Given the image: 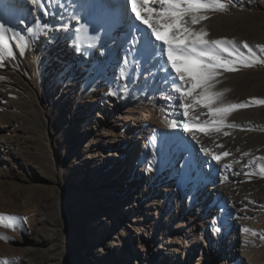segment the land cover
Returning <instances> with one entry per match:
<instances>
[{
    "label": "rangeland",
    "instance_id": "1",
    "mask_svg": "<svg viewBox=\"0 0 264 264\" xmlns=\"http://www.w3.org/2000/svg\"><path fill=\"white\" fill-rule=\"evenodd\" d=\"M52 1L45 0V3ZM244 1L253 2L252 5L257 6L251 11L252 13L247 15L245 10L236 6L235 0H230L227 11H212L207 20L201 21L194 27L197 30L200 28L207 30L208 36L205 39L234 40L245 52L247 50L243 48V44L247 43L257 55L264 58V53L256 47L264 45V0ZM61 3L66 6L71 0H62ZM72 3L75 4L73 1ZM125 4L127 6L129 1L128 3L125 1ZM72 14L78 15L79 19H70L71 14H69L66 20L54 25L59 29L62 23L68 25V28L61 30L63 35L75 34L76 28L85 21V17L77 7ZM125 25V29H129V23ZM141 34L142 42L138 45L136 37L131 33L128 43L130 45H127L130 48L126 56L122 51H117L118 49H115L116 53L114 52L113 37L92 48L74 53L72 58L68 61L64 60L65 62L60 58V52L56 48L45 52L41 69L45 78L46 97L51 104V119L46 112L45 103L36 99L37 95L30 82L33 79L30 76L25 77L15 70L9 72L10 74L0 72V83L7 82L19 86L18 95H10L9 98L20 97L26 102L15 105L14 112L18 115L15 119V128L20 129V133L24 134V138L20 139V146L33 151L32 155L25 156L17 163L0 152V213L4 214V219L0 220V264H151L149 260L137 263L136 259L148 258L172 224L178 226L180 232L186 229V223L190 222V216L196 210L192 207L193 201L189 192L185 193L182 203L177 204V200L174 201L170 213L162 208L157 217L156 214H152V219L146 221L145 230L139 228L142 226V221L134 223L139 232V239H131L128 234L126 225L127 221L131 222L130 219L134 218L133 208L129 206L124 216L123 210L116 206L117 203L113 202L110 195L113 190L115 194H125L129 197L131 196L128 194L129 188L132 193L144 194L146 180L138 182L136 186L128 185L126 188L114 185L120 176L130 175L129 172L133 170L134 162L142 150V140L134 145V152L126 158L124 166H120L118 159L113 155L104 157L103 162L100 158L99 162L103 165L104 172L108 174L105 177L91 173L83 175V165L79 163V156L72 157V154L79 149V144H83L86 140L85 132L94 130L90 120H79L75 113L82 110L84 117L89 113L88 109L92 108V104L88 106L89 102L85 101L89 94L87 92L92 93L89 88L91 84L92 89L102 88L111 85L108 78L115 77L119 80L117 86H114L119 100L130 105L131 102L136 104L139 98L144 107L155 110L156 123L164 122L158 160L166 161L168 164V161L178 156L176 167L173 169L179 174L182 172L183 177L187 179L194 178L195 185L202 186V173L196 175L198 167L202 164L200 151H196L198 149L196 140H189L194 151L191 145L187 146L185 141H180L179 135L175 133L176 129L170 126L176 120L177 111H180L178 93L172 89H163V86L148 85L139 79L136 69L138 62H142L143 56L150 51L153 44L152 38L149 40L147 33L141 32ZM60 39L61 35L52 33L50 40L59 43ZM143 43H146L145 47L142 46ZM234 67L238 70L219 69L220 75L216 77L217 82L213 91L223 93L222 101L225 104L248 106L230 112L223 124L210 125L207 133L193 129L201 138L202 134L207 137V149L211 150L213 162L219 164L218 172L222 181L227 187L229 186L227 206L240 202L241 198L247 205L260 206H253L257 212L236 213L239 230L233 245L236 248L234 252L239 251L243 258L246 256L248 259L245 264H264V239L260 236L264 233V175L260 173V168L264 166L262 159L264 158V105L252 102L253 98L264 100V64H256L253 67L238 64ZM121 68H124L126 73L123 77ZM23 72L27 74L26 70ZM67 75L90 76V81L87 80L85 88L80 92L82 96L79 97L75 111H73L75 105L73 99L71 105L59 107V99L61 103L65 95ZM199 91L200 89H197L193 96ZM154 92L157 94L156 98L151 95ZM63 104H66V101H63ZM188 104L195 105L189 112L191 124L213 119L207 108L196 103L192 97H189ZM20 109L30 110L31 117H20L22 115ZM137 116L141 117V112L135 117ZM196 116L199 120L192 119ZM37 117L45 121L50 119L58 134L55 143L57 156L55 165L48 163L46 152L37 145L44 135L43 128L35 124L32 119ZM217 127L219 131L212 130ZM29 129L36 135L33 141L25 133ZM169 144L175 148L174 152L173 149L167 148ZM109 149L110 147H106L104 150ZM224 152L229 155H221ZM213 155H221V159L215 160ZM166 176L168 177L163 174L152 186H158L162 196L168 197L171 181ZM214 182L208 179L206 185L210 186ZM181 204L184 210L177 208ZM196 214L195 212L194 216ZM93 215L98 217V220H94ZM8 217L14 219L9 220ZM231 228L232 226L228 231L229 235L233 234ZM253 231L257 234L253 235ZM114 241L117 244H113ZM229 244L230 242L226 243ZM185 248L186 246L182 247V251H185ZM218 249L219 247L213 244L217 261L221 258ZM136 251L140 253V257ZM172 260L170 262L161 260L160 264L179 262L196 264L194 259L187 256V251L184 254L181 252L180 258Z\"/></svg>",
    "mask_w": 264,
    "mask_h": 264
},
{
    "label": "bare ground",
    "instance_id": "2",
    "mask_svg": "<svg viewBox=\"0 0 264 264\" xmlns=\"http://www.w3.org/2000/svg\"><path fill=\"white\" fill-rule=\"evenodd\" d=\"M61 1L53 0L45 3V0H38L37 3H33V0H0V24L4 25L5 28H10L14 32L24 35L29 40V47L21 54L19 48L16 47V42L9 39L13 56L0 61V72L4 74V72L9 73L15 70L25 77L26 75L30 76L33 79L30 82L37 95L36 99L45 103V109L50 119L51 104L48 103L46 97L45 78L41 69L45 52L56 48L60 52V58L63 61H68L74 53L80 52L74 48L76 46V33L63 35L61 30L54 26L62 21L61 16L64 18L63 21L66 20L69 14H72L75 7H77L79 12L85 17L83 25H86L87 28L86 35L94 38L85 40L84 43L98 45L113 37L114 52L122 51L125 56L126 53L128 54V48H130L127 45H130L128 43L129 38L131 39V33H133V37H136V41L140 45L142 42L141 32L147 34L151 32L147 25L136 19L135 13L131 10L130 2L126 6L125 1L128 3L129 0H71V3L66 6ZM235 1L236 6L245 10L247 15L252 13L251 11L254 10V7H257L252 5L254 4L253 2ZM149 6L156 7V5L151 3ZM141 14L147 16L144 12ZM210 14L211 12L206 13V15ZM37 21H39V25ZM124 23H129V29H125L126 25ZM44 24H48L49 28L41 31L40 26ZM30 27L34 29V33L26 31ZM52 33L61 35L59 43L51 42ZM151 38L153 44L157 46L163 43L162 41H156L154 36ZM142 46L145 47L146 43H143ZM115 49L118 50L116 51ZM144 50L146 51V49ZM164 59L166 60V56ZM162 64L163 61L159 59L158 53H154L151 47L150 51L143 56L142 62H138L136 69L139 79H142L148 85L163 86V89L174 90L173 85L169 82L171 79L169 73L174 76V70L171 69L170 65L163 64L162 67ZM24 70H26L27 74L23 72ZM67 78V84L64 88L65 95L64 97L62 96L61 103L59 99V107L71 105V100L73 99L75 102L73 111H75L79 97L82 96L80 92L85 88L87 80L90 81V76L77 77L76 75H67ZM108 79L111 85L92 89L91 84V87H89L92 93L87 92L89 94L85 101L89 102L88 106L92 104V108L88 109L90 111L87 116L83 117L82 110H78L75 113L79 120H90L94 129L92 132H85L86 140L83 144H79V149L72 154V157L77 156L78 158L79 156V163L83 165L82 169L84 170L82 174L91 173L94 175L99 174L101 177L107 176L108 174L104 172V167L100 164L99 159L101 158L103 162L104 157L113 155L118 159V164L124 166L126 158L134 152V145L142 140V150L134 162L133 170L129 172L130 175L120 176L114 185L126 188L128 185L133 184L136 186L139 184L138 182L146 180V186L143 189L144 194L132 193L131 188H129L128 194H131L129 197H126L125 194H115L113 190L110 195L113 198V202L117 203L116 206L123 210L124 216L129 206L133 208L134 218L130 219L131 222L127 221L126 225L131 239H139V232L135 227L138 221H142V226L139 228L145 230L147 227L145 226L146 221L152 219V214H156L157 217L162 208L169 212L172 205L175 204L174 201L177 200V204L182 203L185 193L189 192L191 195L192 207H195V212L197 213L194 216L195 212L191 210L190 222L186 223V229L183 232H180L181 229L178 226L172 224L169 231L161 237L157 248L153 249L154 251L149 255V259L142 258V260H138L137 258L136 262L142 261L144 263L148 260L151 264H160L161 260L170 262L174 258H180L181 252L184 254L187 251V256L194 259L196 264H245L248 261L246 256L243 258L239 251L234 252L236 248H234L233 243L237 240L236 235H238L237 231L239 230L238 215L236 213L240 211L246 214L248 211L253 213L257 212V210L253 207L255 204H248V206L242 198L240 202L227 206L230 189L220 177L218 172L219 164L213 162L211 150L207 149V137L202 134L201 138L194 129L191 131L185 130L184 124L190 123V116H184V109L179 106L180 111H177L175 115L177 121L173 122L175 125L176 122L178 123L174 127L176 129L175 133L179 135L181 142L185 141V145H191V149H194V147L189 144V140H196L198 145L196 151H200V163H202L196 173V175L202 173V186H198L195 185L196 181L194 178L187 179L183 177L182 172L179 174L176 169H173V167H176L175 163L178 156L172 161H168V164L166 161L158 160L157 155L161 150V129L164 127V122L160 120L159 124L156 123L155 110L147 108V106L144 107L143 102L139 98L136 104L131 102L129 105L123 100H119L116 95H111L109 90L115 91L114 86H117L119 80L115 79V77ZM18 89V85L7 82L0 83V152L12 158L16 163L22 161L25 156L29 157V155L33 154L30 148L20 146V139L24 138V134L22 135L19 131L20 129L15 128V119L18 117L14 112L15 105L26 103L20 97L9 98L10 95H18ZM151 95L153 98L157 97L155 92ZM178 95L180 99V94L178 93ZM63 101H66V104H63ZM188 101L189 97L183 101L180 99V104L188 103ZM94 107L96 108L95 110ZM20 111L22 114L21 116L19 115L20 117H31L30 110L20 109ZM140 112L141 117H135ZM32 119L35 124L43 128L44 132L42 141L37 142V145H40L46 152L48 163L55 165L57 162L55 143L57 142L58 134L55 132L50 119L46 121L40 117ZM25 133L31 141L36 139V135L30 129ZM227 144L229 143L227 142ZM106 147H110V149L105 151ZM167 148L173 149L174 152L175 148L170 144ZM186 156L188 157L189 155ZM109 166L108 164L107 167ZM180 166H183L182 161ZM163 174L168 175L166 177L171 181V191L168 197L162 196V191L159 190L158 186H152ZM208 179L214 180L215 184L206 185V180ZM125 191L127 190L125 189ZM124 198L126 199L124 200ZM177 208L184 210L182 204ZM93 219L98 220V217L93 215ZM231 226V233L233 234L229 235L228 231ZM227 242H230V244L226 245ZM113 244H117V242L114 241ZM213 244L217 248L219 247L218 252H220L221 258L218 261L214 254ZM185 246V251H182L181 248ZM136 252L138 257H140V253ZM178 264L184 263L179 262Z\"/></svg>",
    "mask_w": 264,
    "mask_h": 264
},
{
    "label": "snow or ice",
    "instance_id": "3",
    "mask_svg": "<svg viewBox=\"0 0 264 264\" xmlns=\"http://www.w3.org/2000/svg\"><path fill=\"white\" fill-rule=\"evenodd\" d=\"M38 0H33L37 3ZM131 10L135 13L137 20L142 21L151 29L148 39L155 37L156 41H162L160 45L152 44L154 53H158L159 59L163 64H168L174 70V76L171 77L170 83L173 85L174 91L180 94L183 101L187 97L207 108L208 113L213 119L204 120L201 123H185L184 128L191 131L193 128L207 133L210 125L223 124L226 116L237 108L247 107V104H225L222 101V92L213 91L216 77L220 75L219 69L223 68L227 71H237L234 65H243L244 67H253L256 64H264V58L257 55L255 51L247 43L243 44L242 51L234 40L227 39H205L208 32L204 28L197 30L194 26L200 24L201 21L207 20L208 12H225L228 10L230 0H129ZM151 4L156 7L149 6ZM144 12L147 16L142 15ZM63 16L61 20L63 21ZM70 19H79L76 14H71ZM39 25V21H37ZM49 28L48 24L40 26V30L44 31ZM68 28L66 23L60 25V30ZM28 33H34L33 28L26 30ZM76 32V50L81 51L85 48L94 47L89 43L85 45V40H92L93 37L86 35V25H80ZM11 34V35H9ZM9 39L16 42V47L20 49L21 54L29 47V40L20 33L14 32L10 28H5L0 24V61L5 57H12L13 50L9 44ZM166 46V47H165ZM261 53H264V45L256 46ZM166 56V60L164 57ZM163 64L161 65L163 67ZM126 75L125 69L121 68V76ZM200 89L196 96L193 93ZM111 95H116L115 91L109 90ZM252 102L264 105V100L253 98ZM194 104L181 103L180 107L184 109V116H188ZM203 115V113L201 114ZM199 120V117H192ZM175 127V123L170 125ZM212 130L219 131V128ZM221 155L227 156L229 153L224 152ZM221 155H213V159L220 160ZM264 159V158H262ZM261 175H264V166L260 168ZM4 219V214L0 213V220ZM9 220L14 219L8 217ZM245 231H249L245 229ZM253 235L257 233L252 232ZM264 239V233L260 234Z\"/></svg>",
    "mask_w": 264,
    "mask_h": 264
}]
</instances>
